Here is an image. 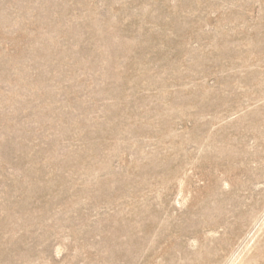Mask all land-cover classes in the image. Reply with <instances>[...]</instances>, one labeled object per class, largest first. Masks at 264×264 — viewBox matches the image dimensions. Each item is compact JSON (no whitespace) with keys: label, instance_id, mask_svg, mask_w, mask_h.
I'll list each match as a JSON object with an SVG mask.
<instances>
[{"label":"rangeland","instance_id":"obj_1","mask_svg":"<svg viewBox=\"0 0 264 264\" xmlns=\"http://www.w3.org/2000/svg\"><path fill=\"white\" fill-rule=\"evenodd\" d=\"M0 264H264V0H0Z\"/></svg>","mask_w":264,"mask_h":264},{"label":"bare ground","instance_id":"obj_2","mask_svg":"<svg viewBox=\"0 0 264 264\" xmlns=\"http://www.w3.org/2000/svg\"><path fill=\"white\" fill-rule=\"evenodd\" d=\"M243 213H244V212H243ZM243 213H242V214H243ZM236 215H237V214H236ZM222 220H223V219H222ZM222 220H221V221H222ZM226 225H227V224H226ZM230 233H231V232H230Z\"/></svg>","mask_w":264,"mask_h":264}]
</instances>
